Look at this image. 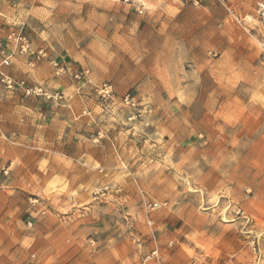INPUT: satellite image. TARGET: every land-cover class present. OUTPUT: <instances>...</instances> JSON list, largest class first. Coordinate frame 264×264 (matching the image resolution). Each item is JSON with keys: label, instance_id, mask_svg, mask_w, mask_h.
<instances>
[{"label": "clouds", "instance_id": "9594fccd", "mask_svg": "<svg viewBox=\"0 0 264 264\" xmlns=\"http://www.w3.org/2000/svg\"><path fill=\"white\" fill-rule=\"evenodd\" d=\"M0 264H264V0H0Z\"/></svg>", "mask_w": 264, "mask_h": 264}]
</instances>
